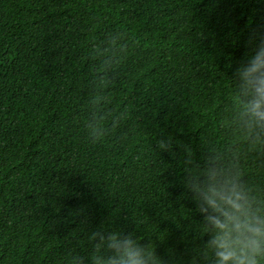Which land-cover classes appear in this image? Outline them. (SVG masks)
Instances as JSON below:
<instances>
[{
	"label": "trees",
	"instance_id": "obj_1",
	"mask_svg": "<svg viewBox=\"0 0 264 264\" xmlns=\"http://www.w3.org/2000/svg\"><path fill=\"white\" fill-rule=\"evenodd\" d=\"M260 35L264 0H0V264H67L104 228L187 264L189 171L264 186L227 111Z\"/></svg>",
	"mask_w": 264,
	"mask_h": 264
},
{
	"label": "clouds",
	"instance_id": "obj_2",
	"mask_svg": "<svg viewBox=\"0 0 264 264\" xmlns=\"http://www.w3.org/2000/svg\"><path fill=\"white\" fill-rule=\"evenodd\" d=\"M231 79L229 123L250 148L264 147V35L255 39ZM98 134L94 128L93 138ZM242 177L237 164L220 156L189 171L184 183L200 216L191 230L201 242L193 244L187 264H264V186ZM148 236L142 242L135 232L93 231L87 255H72L67 264H185L171 251L167 260L158 254Z\"/></svg>",
	"mask_w": 264,
	"mask_h": 264
}]
</instances>
